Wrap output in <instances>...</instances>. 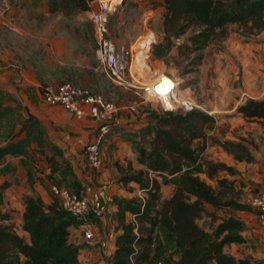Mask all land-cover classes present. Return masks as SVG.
Here are the masks:
<instances>
[{
    "label": "trees",
    "instance_id": "1",
    "mask_svg": "<svg viewBox=\"0 0 264 264\" xmlns=\"http://www.w3.org/2000/svg\"><path fill=\"white\" fill-rule=\"evenodd\" d=\"M165 13L162 15V30L165 38L184 35L188 29L197 32L187 37L190 47L201 56L211 39L224 40L225 28L237 25L239 33L249 35L264 30V0H162ZM51 14L72 16L90 10L88 0H46ZM42 84V83H41ZM40 85V91H42ZM21 104L4 102L0 97V160L7 157H29L33 149L44 157L52 173L64 170L74 176L62 150L48 147L44 131L34 115L21 118ZM193 111V110H192ZM236 111L246 118L264 119V99H247ZM170 114L158 118L155 144L150 150L140 147L137 159L147 170L161 174L182 172L173 194L160 200L159 185L150 179L147 171L133 169L117 163L119 181L135 182L146 198H122L115 200L118 224L115 228V249L111 264H150L155 245V228L162 226L172 237L179 257L172 264H262L248 258H236L224 253L223 247L230 243H243L244 222L233 215L225 217L209 214L211 228L202 226L200 220L207 213L206 205L214 210L230 208L251 211V205L241 200L243 189L237 185L238 170L220 162L207 161L204 174L215 186L209 184L193 171H182L183 162H195L194 150L188 139L198 138L194 132L191 114ZM205 120L212 118L203 114ZM171 127V130L165 127ZM222 146L237 159H250L247 148L240 142L226 141ZM231 148V149H230ZM49 150V151H48ZM30 161L34 162L33 157ZM216 171L229 176L215 177ZM46 205L39 198L24 196L25 209L21 233L14 229L11 216L1 213L0 264H83L78 257L79 249L70 240L69 227L78 219L69 216L60 207L59 201ZM125 213L136 222L125 221ZM153 264V263H152Z\"/></svg>",
    "mask_w": 264,
    "mask_h": 264
},
{
    "label": "rangeland",
    "instance_id": "2",
    "mask_svg": "<svg viewBox=\"0 0 264 264\" xmlns=\"http://www.w3.org/2000/svg\"><path fill=\"white\" fill-rule=\"evenodd\" d=\"M10 9L17 8L19 14L13 13L9 17V22L0 23V37L7 42L12 51L20 59L29 63L39 80L42 89L46 86H57L62 83H71L80 88H87L92 92H98L105 96L107 100L115 102L123 108L130 104H137V115L144 114L145 125L136 134L134 130L119 132L117 137L125 145L121 148L131 150L138 156L140 147L150 150L155 144V130L159 126L158 118H164L170 114H186L187 112L177 108L172 111L165 110L159 100L144 97L141 90L129 86L117 85L112 78L99 67L95 58V40L88 11L80 12L72 16H62L49 12L46 0H6ZM6 8L5 5L0 7ZM165 8L162 0H149L148 3H141L136 0H121L116 11L110 19V33L113 39L131 53L132 71L140 81L150 79L153 72H166L177 78L181 93L191 94L195 98L196 107L191 114L192 123L195 124L194 132L199 134L200 139H188L190 147L194 150L195 161L192 166L184 169L193 171L194 174L205 180L212 186L215 182L209 180L205 174L204 152L206 149L205 129L210 128L211 119L205 120L203 109L211 108L217 100L216 92L223 88L222 72L220 63L223 57L228 54L226 43L219 37L210 40L203 54L200 56L198 51L190 47L186 40L188 36L197 32V28H190L184 35L170 36L166 39L162 30V15ZM230 31H239L237 25H228L224 32L226 36ZM244 36H247L244 35ZM139 81V82H140ZM42 83V84H41ZM139 86V83H135ZM236 84V82H235ZM39 85V86H40ZM136 91L137 93H134ZM179 92V93H180ZM42 98V97H41ZM171 104L167 102V107ZM136 115V116H137ZM171 130V127H165ZM244 140H247L246 137ZM242 138V139H243ZM209 147L219 142V137L209 135ZM231 149V148H230ZM201 158L203 162H200ZM27 161V159H26ZM143 165V170L147 171L150 179L156 180V184L161 187L159 190L160 200L157 202L158 208L166 198L177 188V181L182 172L170 174L169 172H156L147 170ZM152 174V175H150ZM176 176L172 177L171 176ZM228 176L224 171H216L215 177ZM114 178H119L115 175ZM241 180V179H240ZM119 181L116 180L115 183ZM7 181L0 184V214H8L16 223L15 210L5 204L4 186ZM56 184V183H54ZM176 184V186H174ZM243 194L241 200L251 204L252 197L260 189V184H250L243 177L241 180ZM162 185V186H161ZM238 185V184H237ZM69 188L71 184L67 185ZM102 186V185H100ZM99 186V187H100ZM172 187V188H171ZM74 191L79 189L72 188ZM173 189V190H172ZM133 188L125 189L124 192L134 193ZM140 196L146 198L141 192ZM126 194L125 198H128ZM124 197H115L111 194V201L105 204L102 219L95 217L91 212L85 216L95 228L96 235L103 236L109 230H115L118 224V210L115 200ZM7 201V200H6ZM207 213L198 222L205 228H211V218L209 214L225 217L228 215L238 216L239 219H250L251 211H236L230 208H220L214 210L210 205H206ZM15 219V220H14ZM125 221L131 220L128 214L124 216ZM84 220H76L77 224ZM5 223L4 221H0ZM252 233L260 236L258 228L252 224L249 228ZM82 231V230H81ZM155 245L152 248L151 262L160 261L161 264H172V261L179 257V252L174 246L171 235L162 226L155 228ZM259 245L261 255L256 261L264 262V240ZM252 244H250L251 246ZM245 248L237 249L242 251ZM103 264H110L106 253L99 252ZM150 263V264H152Z\"/></svg>",
    "mask_w": 264,
    "mask_h": 264
},
{
    "label": "crops",
    "instance_id": "3",
    "mask_svg": "<svg viewBox=\"0 0 264 264\" xmlns=\"http://www.w3.org/2000/svg\"><path fill=\"white\" fill-rule=\"evenodd\" d=\"M136 1L148 3L149 0ZM88 2L90 9L96 8L95 0H88ZM2 5H5L6 8L0 10L1 24L9 22L11 14L20 13L17 8L10 9L6 0H0V7ZM224 42L229 51L219 64L220 67L222 66L220 69L223 74L221 81L224 86L216 92L215 105L203 109L204 114L212 118L210 128H206L204 132L206 149L203 157L206 161L225 163L235 167L238 174L228 176L237 178V184L242 189L241 180L243 177L246 181H250V184H260L261 189L264 188V119L246 118L236 109L239 104L247 99H264V30L247 36L238 31H230ZM28 65L29 63L20 59L8 43L0 37L1 99L8 104H14V100L18 101L22 106L20 110L22 119L28 115H34L38 118L44 131L46 145L48 147L56 145L62 150L63 158L70 165L74 176L66 175L64 170L52 173L44 157H40L33 149L29 157H7L0 160V184L7 181L3 187V199L5 204L8 202L9 207L15 210L14 215L17 219L16 223L13 224L14 229L18 233L22 232V216L25 209L24 196L31 195L48 205L54 200L50 192V186L54 183L63 186L71 184L72 188L79 189L76 192L88 197L100 185H106L110 194L115 197L125 198L128 194V198L144 199L143 196H140L141 191L137 183H124L120 182L118 178H114L116 174L119 175L117 163L124 165L129 163L133 169H143L136 153L125 150L124 147L121 148V145H125V143L117 135L119 132L131 129L137 134L140 128L145 125L142 123L144 114L137 115L138 109L131 112L127 106L120 107L116 125L103 142L101 165L94 168L88 162L84 146L94 138L97 132L96 122L89 116L77 118L60 105L45 102L41 98L40 82L36 78L37 75ZM175 79L177 80V78ZM134 88L139 89V86L135 85ZM179 92L180 96L186 95ZM134 93L137 92L134 91ZM209 135L219 137V142L215 143V146L209 147L211 144L208 141ZM243 137H246L247 140H244ZM197 139L203 141L201 137L195 138V140ZM226 141L242 143L247 148L250 159H237L234 153L227 151L222 146V143ZM31 157H33L34 162L30 161ZM198 160L203 162L201 158ZM187 166H190V163L183 162L182 171ZM172 177L176 176L173 175ZM116 180L119 182L115 183ZM130 187L133 188V194L130 191L124 192ZM172 194L173 192L170 196ZM125 214H128L130 218L132 217L129 213ZM250 214H252L250 219H241L244 222L242 234L245 237V242L226 244L223 251L236 258H248L251 261H256V259L263 257L259 245L264 238L247 229L251 224L258 228L253 213ZM98 218L102 219V217ZM12 220L13 218L10 219V221ZM81 230V223H73L69 227L70 240L79 249V260L83 264H103L100 253H98L101 251L109 255L111 264V257L115 249V231L109 230L114 232V237L110 239L105 233L103 236L96 235V240L88 243L82 237ZM100 239L107 240L106 250L98 245ZM250 244L252 245L250 246ZM242 248H245L243 252L237 251V249Z\"/></svg>",
    "mask_w": 264,
    "mask_h": 264
},
{
    "label": "built area",
    "instance_id": "4",
    "mask_svg": "<svg viewBox=\"0 0 264 264\" xmlns=\"http://www.w3.org/2000/svg\"><path fill=\"white\" fill-rule=\"evenodd\" d=\"M121 0H95L96 8L88 11L95 40V58L101 70L106 72L112 80L120 86L134 87L139 83V89L144 97L159 100L161 106L167 110L181 109L192 111L196 107L195 98L191 94H178V81L169 73L153 72V76L140 81L132 71L131 53L116 42L110 33V19ZM140 81V82H139ZM42 99L49 104H58L77 118L89 116L97 124L94 138L85 144L84 152L89 164L97 168L102 161V146L104 139L113 131L116 125L120 107L113 101L107 100L98 92L87 88H80L71 83L57 86H46L41 91ZM167 102L171 104L167 107ZM129 111L135 112L137 104L127 106ZM50 192L59 201L60 207L74 219H83L82 237L88 243L96 240V232L85 216L92 213L101 217L105 204L111 201V194L106 185L98 187L92 194L84 196L67 186L52 184ZM251 208L255 215L259 234L264 238V188L259 189L251 200ZM133 222H136L133 216ZM114 237V232H107V238ZM106 250L107 240L100 239L98 244ZM107 256H109L107 254ZM153 264H161L160 261Z\"/></svg>",
    "mask_w": 264,
    "mask_h": 264
}]
</instances>
